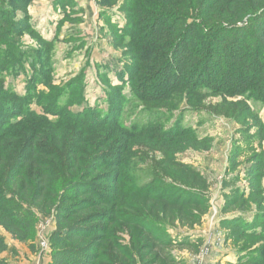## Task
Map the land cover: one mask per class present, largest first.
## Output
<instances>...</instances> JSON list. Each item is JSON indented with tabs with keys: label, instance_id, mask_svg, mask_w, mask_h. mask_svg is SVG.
<instances>
[{
	"label": "trees",
	"instance_id": "1",
	"mask_svg": "<svg viewBox=\"0 0 264 264\" xmlns=\"http://www.w3.org/2000/svg\"><path fill=\"white\" fill-rule=\"evenodd\" d=\"M128 2V25L122 37L134 61L127 74L136 102H165L179 91L196 97L248 93L247 97L257 94L264 99V0ZM6 24V17H0V25ZM26 27L32 30L29 22ZM8 49L1 39L5 70L14 62L22 67L16 53ZM28 80L31 85L42 78L35 74ZM152 91H158L157 95ZM3 94L12 102L0 99V139L13 138L14 128L26 130L12 158L3 159L0 154V226L12 237L29 236L37 210L55 218L52 237L59 238L60 245L54 246L52 264H176L170 249L198 246L199 241L189 236L173 241L164 232L175 221L191 228L200 223L209 200L202 176L172 162L178 175L163 170L138 183L126 169L124 147L103 151L112 139L96 137L98 130L113 127L139 137L154 132L153 124L124 126L113 116L118 112L113 105L107 114L98 113V118L88 121L57 104L53 96L45 105L44 93L36 98L45 113L37 114L26 110L27 97L4 90ZM118 97L109 98L110 102ZM36 124L54 128L46 145L40 139L43 129ZM67 129H72L71 139L63 137ZM159 138L169 141L173 135L161 131ZM224 224L239 237L248 234L240 229L245 223L238 219ZM123 232L129 235L126 243ZM7 249L0 235V255ZM250 262L264 264V257L252 255ZM0 264L11 263L0 258Z\"/></svg>",
	"mask_w": 264,
	"mask_h": 264
},
{
	"label": "rangeland",
	"instance_id": "2",
	"mask_svg": "<svg viewBox=\"0 0 264 264\" xmlns=\"http://www.w3.org/2000/svg\"><path fill=\"white\" fill-rule=\"evenodd\" d=\"M128 4V0H0V17L9 22L0 25V40L23 64L14 62L5 70V57L0 59V99L12 102L3 90L25 96L26 110L42 114L44 106L36 97L44 93L48 96L45 105L53 96L57 104L88 121L98 118V113L107 114L113 105L118 108L113 116L124 126L153 124L154 132L139 137L113 126L98 130L96 137H111L103 151L124 147L126 169L138 183L163 170L178 175L172 162L196 170L204 179L209 200L200 223L191 228L175 221L164 232L173 241L185 236L199 241L197 247L170 249L176 264H255L250 262L252 255L264 257V99L257 94L247 97L248 93L196 97L179 91L165 102H136L127 74L134 61L122 37L128 25ZM35 74L42 80L29 85V76ZM149 88L145 86L146 91ZM117 95L111 103L109 98ZM48 117L55 119L51 114ZM36 126L43 129L40 139L46 145L54 128ZM110 129H114L111 134L107 133ZM71 130H65L63 137L71 139ZM179 130L184 134L176 136ZM161 131L173 138L162 141ZM13 132V138L0 139L3 159L12 158L25 139L26 130L17 127ZM170 176L165 178L167 184ZM33 213L25 239L12 237L0 226L9 247L0 258L11 264H52L54 246L60 245V239L52 237L54 215ZM232 219L244 222L240 229L248 234L239 237L224 224ZM122 237L125 243L129 239L125 232Z\"/></svg>",
	"mask_w": 264,
	"mask_h": 264
},
{
	"label": "crops",
	"instance_id": "3",
	"mask_svg": "<svg viewBox=\"0 0 264 264\" xmlns=\"http://www.w3.org/2000/svg\"><path fill=\"white\" fill-rule=\"evenodd\" d=\"M8 249H9V247H8ZM4 253H2L1 255H0V257L3 255Z\"/></svg>",
	"mask_w": 264,
	"mask_h": 264
}]
</instances>
